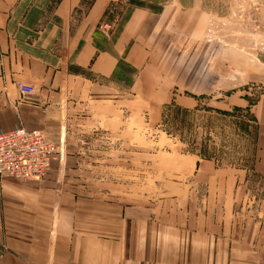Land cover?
Listing matches in <instances>:
<instances>
[{
  "label": "crops",
  "instance_id": "0c3cea01",
  "mask_svg": "<svg viewBox=\"0 0 264 264\" xmlns=\"http://www.w3.org/2000/svg\"><path fill=\"white\" fill-rule=\"evenodd\" d=\"M137 1L157 9L137 4L110 24L112 0H0V132L37 128L60 151L40 181L0 177V264H264V223L237 206L240 176L184 154L185 189L162 202L137 180L110 178L113 167L142 174V159L120 150L144 103L172 100L175 85L216 86L239 54V37L224 40L218 23L222 3ZM253 112L264 178V91Z\"/></svg>",
  "mask_w": 264,
  "mask_h": 264
},
{
  "label": "rangeland",
  "instance_id": "374dc122",
  "mask_svg": "<svg viewBox=\"0 0 264 264\" xmlns=\"http://www.w3.org/2000/svg\"><path fill=\"white\" fill-rule=\"evenodd\" d=\"M119 1L114 2V5L118 3L115 6L117 12L115 18L109 19L110 24L123 22L128 11L137 4L157 9L137 0ZM206 1L211 9L214 3L219 7L222 3L227 16L223 15L222 22L218 23L222 25L224 40H228L226 37L231 33L239 37L242 49L236 46L238 57L234 59L233 56L230 61V55L227 56L224 68L216 71L221 74H217L216 86L175 85L169 94L172 100L163 105L144 103L146 116L137 121H128L132 128L127 131L126 148L120 150H127V163L142 159L139 167L142 174L135 178L129 176L127 169V174L112 176V173L123 170L113 167L110 178L117 181L126 175L127 184H134L137 180L143 190L155 191V196L158 195L162 202L164 193L179 194L184 191L183 176L188 174L186 162L178 159L184 154H193L213 161L221 175L231 173L240 176L236 187L237 206L243 209L244 216H250L262 224L264 178L254 168L258 124L253 108L264 91V0ZM230 8L233 17L230 16ZM106 30L111 31V27L108 25ZM113 155L110 157H119L118 153ZM106 168L100 166L98 170L108 172ZM200 174L203 177L208 175ZM84 178L88 179L84 184L89 186L90 177ZM95 180L104 181V178L95 176Z\"/></svg>",
  "mask_w": 264,
  "mask_h": 264
},
{
  "label": "built area",
  "instance_id": "2783aa9c",
  "mask_svg": "<svg viewBox=\"0 0 264 264\" xmlns=\"http://www.w3.org/2000/svg\"><path fill=\"white\" fill-rule=\"evenodd\" d=\"M107 26L108 23H104L100 28L105 30ZM18 90L22 95H29L33 87L18 84ZM59 153L55 143L40 129L18 125L9 131H1L0 177L9 175L25 182L40 181L50 171Z\"/></svg>",
  "mask_w": 264,
  "mask_h": 264
},
{
  "label": "bare ground",
  "instance_id": "6f19581e",
  "mask_svg": "<svg viewBox=\"0 0 264 264\" xmlns=\"http://www.w3.org/2000/svg\"><path fill=\"white\" fill-rule=\"evenodd\" d=\"M24 163V162H23Z\"/></svg>",
  "mask_w": 264,
  "mask_h": 264
}]
</instances>
